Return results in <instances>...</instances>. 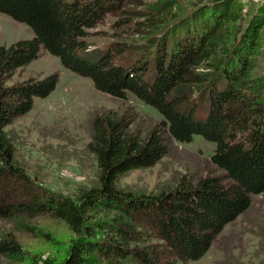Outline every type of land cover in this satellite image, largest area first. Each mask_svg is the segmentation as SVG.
I'll use <instances>...</instances> for the list:
<instances>
[{"label":"trees","instance_id":"trees-1","mask_svg":"<svg viewBox=\"0 0 264 264\" xmlns=\"http://www.w3.org/2000/svg\"><path fill=\"white\" fill-rule=\"evenodd\" d=\"M141 2L0 0V12L32 31L31 37L0 45V217L52 211L73 233L60 258L28 264H91L93 251L138 264H188L249 207L253 194L264 191V67L255 71L264 3L243 13L233 0H194L158 36L90 47L88 29L109 13L136 18L137 26L155 32L162 24L158 18L127 8ZM42 48L97 90L118 98L130 93L163 118L141 137L128 129L124 115L97 113L87 143L97 183L77 197L38 183L15 159L5 130L32 109L35 97L48 96L57 85L56 72L8 84ZM194 135L214 144L209 159L221 173L183 174L156 193L115 186L118 174L153 165L172 140L187 143ZM97 207L112 214L94 217ZM19 223L28 231L38 229ZM0 254L28 257L16 239L4 235Z\"/></svg>","mask_w":264,"mask_h":264},{"label":"rangeland","instance_id":"rangeland-1","mask_svg":"<svg viewBox=\"0 0 264 264\" xmlns=\"http://www.w3.org/2000/svg\"><path fill=\"white\" fill-rule=\"evenodd\" d=\"M193 1L142 0L140 5L127 7L158 18L162 24L155 32L137 26L136 18L129 20L126 14H106L88 29L90 47L104 49L115 41L144 42L149 35L167 30L169 23L182 12L180 9H186ZM253 3L259 6L264 0H233L234 5L241 6L243 13ZM260 35L255 49L256 72L264 67V26ZM31 36L32 31L25 23L0 12V45ZM52 72L59 76L55 89L44 98L35 97L32 109L14 119L5 130L13 139L15 159L38 183L77 197L97 183L96 159L87 148L92 120L97 113L112 110L124 115L129 120L128 129L141 137L158 126L163 118L156 109L130 93L125 98H118L97 90L89 78L68 70L57 56L43 48L36 59L15 72L8 84L30 77L40 78ZM213 149L214 144L200 135H194L187 143L172 140L161 159L153 165L118 174L115 186L134 194L156 193L175 185L183 174L196 178L206 173H221L210 162ZM92 214L94 217H108L112 210L97 207ZM21 220L38 229L28 231L22 228ZM3 235L16 239L28 257L20 261L0 254V264H28L60 258L73 233L52 211H39L23 212L19 218L0 217V236ZM91 257V264H138L99 251H93ZM230 259L264 264V191L253 194L249 207L225 224L204 255L188 264H224Z\"/></svg>","mask_w":264,"mask_h":264}]
</instances>
